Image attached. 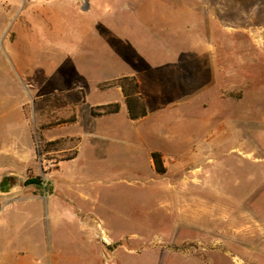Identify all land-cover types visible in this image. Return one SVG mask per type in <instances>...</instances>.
<instances>
[{"label":"rangeland","instance_id":"rangeland-1","mask_svg":"<svg viewBox=\"0 0 264 264\" xmlns=\"http://www.w3.org/2000/svg\"><path fill=\"white\" fill-rule=\"evenodd\" d=\"M94 1L73 19L65 4L35 12L41 25L29 50L0 32V107L9 116L0 120V180L15 179L0 193V264H264V0ZM60 19L74 31L57 28ZM67 40L74 44L62 48ZM152 59L176 65L161 73ZM123 74L143 81L152 116L122 129L139 128L167 159L191 162L157 177L142 152L111 149L108 160L124 167L102 171L88 137L58 169L36 154L33 99L81 86L73 130L85 132L90 106L106 98L95 84ZM156 116L176 140L149 133ZM35 176L39 185L24 184Z\"/></svg>","mask_w":264,"mask_h":264},{"label":"crops","instance_id":"crops-1","mask_svg":"<svg viewBox=\"0 0 264 264\" xmlns=\"http://www.w3.org/2000/svg\"><path fill=\"white\" fill-rule=\"evenodd\" d=\"M57 4H65L67 11L71 12V18L73 19L72 16H79V14L81 12H85L88 9H92V7H94L96 4L95 1L93 0H62L60 3L58 1H54L52 2V0H0V32H6L10 33L13 35V40H18V41H23L26 42L25 47L27 48V50L30 49V43L32 42L33 39V33L37 31V29H34L33 26L35 25H41V21H38L37 19H34L35 17V12H39L40 10H46V11H54V5ZM58 5V6H59ZM155 15V13H153L152 11L148 12V16H149V21L154 22L155 20L152 19V16ZM42 17L48 16V19H46V23L50 24V26H52L51 24V20L49 19H53L54 15H52L51 13H47L45 16L41 15ZM37 17V16H36ZM69 17V16H68ZM158 17H162L164 19H161L164 22H169L170 20H168L167 18H165V14H161L159 12V16ZM11 19H14V23L13 25L14 30L11 32L8 28H6L7 26V22ZM38 19H43V18H39ZM33 20H36L35 22ZM49 20V21H48ZM61 20V19H60ZM51 21V22H50ZM65 21V22H64ZM57 28H64L66 27L68 30L69 28H71V30H73L74 25L71 24L70 20H64L62 19L61 22L57 23ZM55 28V27H54ZM164 27L159 26L158 29L162 30ZM7 29V30H6ZM56 30V29H55ZM74 31V30H73ZM63 33V31H62ZM67 40L66 44L64 43V45H62V48H70V45H73L74 42ZM64 46V47H63ZM71 49H73V47L71 46ZM155 60V59H152ZM156 67H162L161 69V73L164 71H173L174 70V66L176 65L175 63H171L169 62L167 59H161L155 62H153ZM123 75H128V74H123ZM134 76V75H133ZM119 77V76H118ZM136 77V76H135ZM117 78V77H115ZM115 78L112 79H107V80H113ZM138 79V84H139V89L141 94L143 95L144 99V92L142 89V82L141 79L139 77H136ZM107 80H103V81H107ZM103 81H99L95 84V88L100 92L101 95H105L106 98L104 97L101 101H97V102H93L92 105L90 106V108L92 106H96V105H100V104H104V103H111V102H118L120 104V108L119 111L116 114L113 115H105V116H99V117H93L90 114V108H89V116L87 118L86 124H87V129L84 131H78V130H73V128L75 126H77V124L80 121V118H78V108L84 103H82L81 105H79L76 109V116H77V120L71 124H61L58 125L56 128H53L51 130H45L44 131V136L46 137V133H51L52 131H57V135L53 136V137H48V141L49 140H54L58 137L64 136V137H68V138H74L77 139L76 144L74 146V149L76 150V156L70 160H61L58 161V166L56 169H58L60 167V165L67 161V162H71V161H76L77 158L80 156L81 154V150H80V143L81 141H83L84 139H86V137H88L89 141H88V145H89V149L91 150L92 154V161H94L93 164H95L96 169L98 170H102L104 171V169L106 168V166L110 167L112 166V164H118L121 167H124L123 163L116 161L113 162L112 160H108L107 156H109V153L111 152V149H115L116 152L120 151V152H131V153H136V152H142V154H145L148 158V167L149 169H151V171L154 173V168H153V161H152V157L151 154L153 152H158L161 154L162 159H163V166L165 167V172L163 174H161L164 178H169L170 173H177L180 172L181 169L184 168L185 164H187V162L189 161L188 157L184 156L183 154H174L171 155L168 159H167V154L166 151L164 150V148H161L159 146H151L149 144H145L144 143V135L143 133L139 130V128L137 129L136 133H133L132 136H129L128 132L124 129H122L123 127V123H132L133 126H138L141 123L143 124V122L149 120L151 118V114L147 108V114L142 117L139 118L137 120H130L128 115H127V111H126V107L124 105V98L123 95L121 93V90L119 88H106L103 90H100L97 85L100 82ZM157 86L161 88L160 83H157ZM69 89H64L61 91H67ZM74 90V91H73ZM79 90H83V88L81 86H74V88L70 89L69 91L71 92H77ZM162 93V92H161ZM85 95V92H84ZM220 97V96H219ZM86 101V98H85ZM146 101V99H145ZM1 103V102H0ZM7 107H5V109L3 107H0V120L1 119H6V117H8V111L6 112ZM5 110V111H4ZM120 114H122L123 117H121L122 119L118 120V116H120ZM125 114V115H124ZM126 120V121H125ZM102 122H105V128L102 129L100 128V126H102ZM164 121L159 118L158 116H156L151 122H147L146 127L149 130V133H154L156 137H158L159 139L163 140V142H171L176 140V138L174 137V135L172 133H170V130H168V128L165 126H163ZM140 143V144H139ZM172 146V145H170ZM16 155V154H15ZM183 155V156H182ZM113 162V163H112ZM191 162V161H189ZM116 165V166H118ZM155 174L157 175V177H159L156 172ZM167 176V177H165ZM74 179V178H73ZM183 180V179H182ZM75 181V180H74ZM73 182V180L71 181ZM170 184V189L172 190V193L176 190V186L174 184V182H169ZM186 183V182H185ZM180 186V193H184L187 189H189L190 187L187 184H181ZM184 202L185 201H181ZM179 202V203H181ZM174 203V202H173ZM178 203V202H177ZM172 205V204H171ZM177 206V205H176ZM66 216H70L68 213H66ZM102 231H103V235L104 238L106 240H108V237L106 235V230L103 229V227H101Z\"/></svg>","mask_w":264,"mask_h":264},{"label":"trees","instance_id":"trees-1","mask_svg":"<svg viewBox=\"0 0 264 264\" xmlns=\"http://www.w3.org/2000/svg\"><path fill=\"white\" fill-rule=\"evenodd\" d=\"M138 79L133 75H121L113 80H107L98 83L100 90L106 88H119L124 98L127 115L130 120H137L147 114L145 99L140 92ZM77 96V97H76ZM85 101V95L79 90L76 95L59 92L51 95H45L33 99L32 108L34 114L33 138L35 152L38 156L46 155L48 160H67L70 161L76 156L74 148L77 139L68 137H58L54 140L45 138L44 131L56 128L61 124H71L77 120L76 109ZM118 102H107L104 104L92 106L90 114L93 117L113 115L119 111ZM56 155V156H50ZM154 171L161 175L165 172L163 159L160 153L151 154ZM41 176L30 177L24 180L26 185H39Z\"/></svg>","mask_w":264,"mask_h":264},{"label":"water","instance_id":"water-1","mask_svg":"<svg viewBox=\"0 0 264 264\" xmlns=\"http://www.w3.org/2000/svg\"><path fill=\"white\" fill-rule=\"evenodd\" d=\"M14 180L12 175H4L0 180V193H9L15 184Z\"/></svg>","mask_w":264,"mask_h":264},{"label":"bare ground","instance_id":"bare-ground-1","mask_svg":"<svg viewBox=\"0 0 264 264\" xmlns=\"http://www.w3.org/2000/svg\"><path fill=\"white\" fill-rule=\"evenodd\" d=\"M103 239H105V238H103ZM106 240V239H105ZM106 241H108V240H106Z\"/></svg>","mask_w":264,"mask_h":264}]
</instances>
